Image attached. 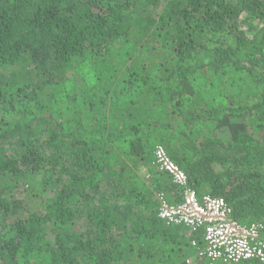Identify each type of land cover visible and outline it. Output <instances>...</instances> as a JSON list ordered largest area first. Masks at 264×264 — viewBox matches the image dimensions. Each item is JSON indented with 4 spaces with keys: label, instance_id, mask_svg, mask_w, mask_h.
Returning <instances> with one entry per match:
<instances>
[{
    "label": "trees",
    "instance_id": "trees-1",
    "mask_svg": "<svg viewBox=\"0 0 264 264\" xmlns=\"http://www.w3.org/2000/svg\"><path fill=\"white\" fill-rule=\"evenodd\" d=\"M157 147L264 237V0H0V264H233Z\"/></svg>",
    "mask_w": 264,
    "mask_h": 264
},
{
    "label": "built area",
    "instance_id": "built-area-1",
    "mask_svg": "<svg viewBox=\"0 0 264 264\" xmlns=\"http://www.w3.org/2000/svg\"><path fill=\"white\" fill-rule=\"evenodd\" d=\"M155 155L159 167L184 187L180 202H162L158 211L160 219L168 224L201 228L207 255L212 260L223 258L233 264L251 259L264 262L261 223L243 225L232 219L230 208L222 197L208 194L198 196L191 186L185 184L186 174L168 157L162 147H157Z\"/></svg>",
    "mask_w": 264,
    "mask_h": 264
}]
</instances>
